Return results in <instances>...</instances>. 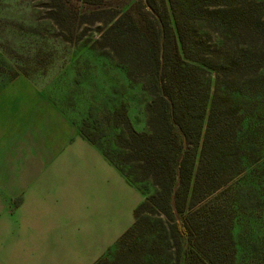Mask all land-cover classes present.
Masks as SVG:
<instances>
[{
  "label": "rangeland",
  "instance_id": "374dc122",
  "mask_svg": "<svg viewBox=\"0 0 264 264\" xmlns=\"http://www.w3.org/2000/svg\"><path fill=\"white\" fill-rule=\"evenodd\" d=\"M73 1L64 8L52 9L55 3L50 0H0V91L18 77L30 80L39 94L51 97L81 132L135 179L137 163L126 161L131 159L130 151L121 147L119 139L126 141L128 136L118 125L116 114L125 109L133 129L139 134L148 133V106L155 98L149 81L152 49L129 18L108 34L106 31L138 0ZM248 2L264 4V0ZM180 5L181 19L189 33L190 62L207 71L212 95L226 47L238 55L244 46L255 47L257 54L264 53V39L259 41L258 37L262 35L240 36L239 30L221 27L205 0H181ZM61 12L63 15H59ZM234 76L221 81L222 91L238 92L245 113L250 106V87L256 86L250 81L255 78ZM35 96L28 90L20 97ZM260 117L256 114L254 121L248 120L249 126L245 125L239 134L241 139L242 135L249 137L251 123L262 131ZM262 141L264 153V136ZM239 181L243 184L237 186ZM230 184L236 185L234 192L218 199L216 205L226 217L224 226L232 238L230 252L235 255V264H264V156ZM136 186L143 201L156 193L151 181ZM71 231L67 235L78 238L77 232ZM129 243L137 256L146 253L163 264H183L187 247L170 233L163 215L147 211ZM107 256L115 260L114 247ZM0 264H44L37 256V231L24 227L17 213L0 214Z\"/></svg>",
  "mask_w": 264,
  "mask_h": 264
},
{
  "label": "trees",
  "instance_id": "16d2710c",
  "mask_svg": "<svg viewBox=\"0 0 264 264\" xmlns=\"http://www.w3.org/2000/svg\"><path fill=\"white\" fill-rule=\"evenodd\" d=\"M50 1L55 3L52 9L74 2ZM180 3L181 0H138L132 10L123 12L106 31L108 34L129 18L152 49L149 81L155 98L148 106V133L139 134L133 129L125 109L116 114L118 125L128 136L126 141L120 138L119 144L130 151L131 159L126 161L137 163L138 177L131 179L94 140L82 134L100 148L129 184L137 188V183L151 181L156 193L136 208L134 225L114 246L115 260L107 259L112 248L95 264H163L146 253L137 256L129 243L145 211L163 215L170 233L186 243L183 264H235V255L230 252L232 238L224 226L226 217L216 202L234 192L236 185L230 183L264 156V126L259 132V125L254 127L251 123L249 137L242 135L243 140L239 136L245 125L249 126L248 120L256 119V114L261 116L259 122L264 123V53L257 54L255 47L244 46L238 55L226 47L227 55L217 68L212 95L207 71L190 62L189 33L181 19ZM205 3L213 9L221 27L239 30L240 36L257 33L262 35L258 36L259 41L264 39L263 3L248 0H205ZM237 75L242 79L255 78L249 80L256 86L250 87V106L245 113L243 103L239 105L238 92L222 91L221 81ZM242 184L239 181L237 186Z\"/></svg>",
  "mask_w": 264,
  "mask_h": 264
},
{
  "label": "crops",
  "instance_id": "0c3cea01",
  "mask_svg": "<svg viewBox=\"0 0 264 264\" xmlns=\"http://www.w3.org/2000/svg\"><path fill=\"white\" fill-rule=\"evenodd\" d=\"M10 87L0 101V214L37 231L44 264H95L134 225L143 195L51 97L18 77L0 98ZM28 90L37 97H20Z\"/></svg>",
  "mask_w": 264,
  "mask_h": 264
}]
</instances>
